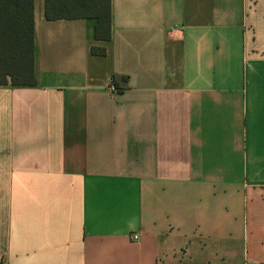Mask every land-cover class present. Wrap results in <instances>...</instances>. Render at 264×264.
<instances>
[{
	"label": "crops",
	"instance_id": "obj_1",
	"mask_svg": "<svg viewBox=\"0 0 264 264\" xmlns=\"http://www.w3.org/2000/svg\"><path fill=\"white\" fill-rule=\"evenodd\" d=\"M34 0V86H0V264H264V0ZM134 237H137L136 239Z\"/></svg>",
	"mask_w": 264,
	"mask_h": 264
},
{
	"label": "trees",
	"instance_id": "obj_2",
	"mask_svg": "<svg viewBox=\"0 0 264 264\" xmlns=\"http://www.w3.org/2000/svg\"><path fill=\"white\" fill-rule=\"evenodd\" d=\"M34 0H0V86H34ZM45 18L96 21L91 54L106 56L112 38L111 0H45Z\"/></svg>",
	"mask_w": 264,
	"mask_h": 264
},
{
	"label": "built area",
	"instance_id": "obj_3",
	"mask_svg": "<svg viewBox=\"0 0 264 264\" xmlns=\"http://www.w3.org/2000/svg\"><path fill=\"white\" fill-rule=\"evenodd\" d=\"M135 239L137 238V237H134Z\"/></svg>",
	"mask_w": 264,
	"mask_h": 264
}]
</instances>
